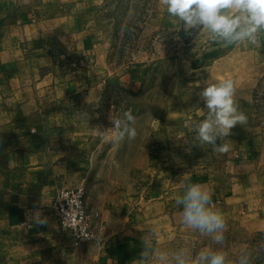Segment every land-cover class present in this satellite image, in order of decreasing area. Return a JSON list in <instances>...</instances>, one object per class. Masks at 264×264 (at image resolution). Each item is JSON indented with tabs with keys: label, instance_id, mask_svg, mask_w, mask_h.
<instances>
[{
	"label": "crops",
	"instance_id": "1",
	"mask_svg": "<svg viewBox=\"0 0 264 264\" xmlns=\"http://www.w3.org/2000/svg\"><path fill=\"white\" fill-rule=\"evenodd\" d=\"M103 4L0 0V264H138L144 239L157 251L194 255L207 236L181 222L175 201L187 183L211 190L235 243L264 233V130L254 111L264 35L259 47L198 36L165 70L170 85L159 95L144 90L149 54L118 59L115 37L124 33ZM209 77L234 80L248 117L218 141L230 145L226 154L193 130L207 114L204 85H195ZM124 111L137 118L138 135L115 146L99 133ZM77 186L98 213L97 240L73 249L52 201ZM37 214L46 222L36 223Z\"/></svg>",
	"mask_w": 264,
	"mask_h": 264
},
{
	"label": "clouds",
	"instance_id": "2",
	"mask_svg": "<svg viewBox=\"0 0 264 264\" xmlns=\"http://www.w3.org/2000/svg\"><path fill=\"white\" fill-rule=\"evenodd\" d=\"M159 6L166 10L174 23L177 20L182 22L186 32L202 31L210 41L224 47H259L260 37L264 35V0H159ZM201 83L204 87L198 96L204 102L207 114L205 119L194 124L193 130L200 142L212 146L213 152L226 154L230 151V145L218 141L229 137L236 125H245L248 117L239 110L234 99L236 89L233 79L213 81L209 77L202 82L197 81L195 86L200 87ZM149 116L151 117L150 114ZM110 122V128L100 131L102 138L107 134L115 146L125 139H136L137 118L131 111H124L122 116L110 118ZM175 202L182 206L181 222L186 228L209 236L216 244L223 246L226 220L213 206L212 193L208 187L199 183L184 184L183 193ZM45 222L37 214L36 223ZM151 235H156L155 230ZM143 245L138 264H249L246 253H242L235 261H229L222 248L214 250L205 247L193 255L186 247L174 252L157 251L150 239H144Z\"/></svg>",
	"mask_w": 264,
	"mask_h": 264
},
{
	"label": "rangeland",
	"instance_id": "3",
	"mask_svg": "<svg viewBox=\"0 0 264 264\" xmlns=\"http://www.w3.org/2000/svg\"><path fill=\"white\" fill-rule=\"evenodd\" d=\"M103 3V9H106L104 14L114 17L119 31L124 33L115 37L117 46L121 47L118 59L123 60L129 56L131 60H137L143 58L144 54H149L153 59V72L150 74L152 79L149 77L148 84L145 82L144 86L147 85V88L144 90L157 92L159 95L167 92L170 85L169 66L173 67L181 56L185 57V48L195 43V38H203L207 34L195 30L192 33L186 32L182 22L177 20L174 23L166 10L161 9L159 0H103ZM207 39H204L205 43L209 42V38ZM153 98L152 96L148 104L154 103ZM254 100L257 123L264 130V78L255 91ZM145 120L146 118H140L138 123L142 124ZM224 235L223 246L207 236L206 241L194 254L205 247L214 250L222 248L229 261H235L242 253H246L249 256V264H264V233L245 237L240 243L234 242L227 229Z\"/></svg>",
	"mask_w": 264,
	"mask_h": 264
},
{
	"label": "built area",
	"instance_id": "4",
	"mask_svg": "<svg viewBox=\"0 0 264 264\" xmlns=\"http://www.w3.org/2000/svg\"><path fill=\"white\" fill-rule=\"evenodd\" d=\"M85 198L84 187L77 186L58 190L52 201L59 230L73 249L97 240L93 219L98 217V213L88 210Z\"/></svg>",
	"mask_w": 264,
	"mask_h": 264
}]
</instances>
